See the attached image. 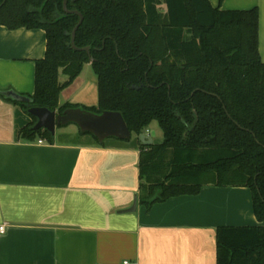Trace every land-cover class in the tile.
<instances>
[{
    "label": "trees",
    "instance_id": "obj_1",
    "mask_svg": "<svg viewBox=\"0 0 264 264\" xmlns=\"http://www.w3.org/2000/svg\"><path fill=\"white\" fill-rule=\"evenodd\" d=\"M0 0V25L42 29L32 106L58 113L62 90L90 63L97 78L93 112H120L131 135L155 121L163 140L140 143L139 202L151 205L202 186L247 187L264 222V62L258 10H221L208 0ZM89 46V53L70 45ZM66 80L59 81V75ZM27 113L28 105L14 101ZM20 137H54L34 130ZM97 141V140H96ZM216 264H264V225L219 226Z\"/></svg>",
    "mask_w": 264,
    "mask_h": 264
},
{
    "label": "crops",
    "instance_id": "obj_2",
    "mask_svg": "<svg viewBox=\"0 0 264 264\" xmlns=\"http://www.w3.org/2000/svg\"><path fill=\"white\" fill-rule=\"evenodd\" d=\"M208 1L221 10L257 8L264 62V0ZM45 51L44 30L0 25V264H216L219 226L264 225L247 187L208 184L141 205V142L132 136L101 144L65 125L52 142L20 137L32 119L2 92L32 94ZM63 94L60 105H78Z\"/></svg>",
    "mask_w": 264,
    "mask_h": 264
},
{
    "label": "water",
    "instance_id": "obj_3",
    "mask_svg": "<svg viewBox=\"0 0 264 264\" xmlns=\"http://www.w3.org/2000/svg\"><path fill=\"white\" fill-rule=\"evenodd\" d=\"M63 10L66 13L73 12L67 9V0H63ZM75 13L79 16V20L72 29L70 45L75 50L89 53V46L83 48L75 46V33L83 20L81 13L77 11ZM2 94L14 101L28 105L27 113L36 118L34 130L44 129L54 136L56 127L73 123L78 127L80 133L93 136L101 144L108 138L119 140H130L131 138V132L120 112L110 110L93 112L81 106H73L58 113L56 110H50L46 107L32 106V98L15 91L7 90L3 91ZM138 138L141 144L145 146L153 144L152 137L145 132L139 134ZM135 207L136 201L129 210H134Z\"/></svg>",
    "mask_w": 264,
    "mask_h": 264
},
{
    "label": "rangeland",
    "instance_id": "obj_4",
    "mask_svg": "<svg viewBox=\"0 0 264 264\" xmlns=\"http://www.w3.org/2000/svg\"><path fill=\"white\" fill-rule=\"evenodd\" d=\"M66 80V76L63 74L59 75V81ZM71 94L72 102L78 103V106L89 107L97 105L98 95H97V78L94 74L91 64L86 63L80 75L76 78L74 83L69 87L64 89L63 95ZM69 128H77L73 123L67 125ZM66 127V126H65ZM153 127L152 135L156 143L163 140V133L160 127L155 121H153L145 132H149L150 128ZM135 140H138L135 134L131 135Z\"/></svg>",
    "mask_w": 264,
    "mask_h": 264
},
{
    "label": "built area",
    "instance_id": "obj_5",
    "mask_svg": "<svg viewBox=\"0 0 264 264\" xmlns=\"http://www.w3.org/2000/svg\"><path fill=\"white\" fill-rule=\"evenodd\" d=\"M39 143L42 142V140H38ZM4 232V225H0V233ZM124 264H132V263H128L127 261L124 262Z\"/></svg>",
    "mask_w": 264,
    "mask_h": 264
}]
</instances>
